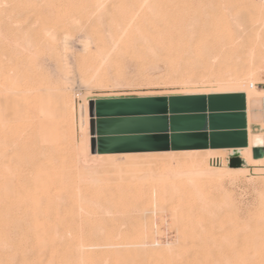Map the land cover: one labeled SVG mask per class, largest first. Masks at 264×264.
I'll return each mask as SVG.
<instances>
[{
	"label": "rangeland",
	"instance_id": "obj_1",
	"mask_svg": "<svg viewBox=\"0 0 264 264\" xmlns=\"http://www.w3.org/2000/svg\"><path fill=\"white\" fill-rule=\"evenodd\" d=\"M11 69L27 73L35 109L19 185L31 217L8 223L0 189V264H264V96L249 106L252 162L237 151L108 164L92 155L89 106L231 86L264 95V0H0L3 86Z\"/></svg>",
	"mask_w": 264,
	"mask_h": 264
},
{
	"label": "water",
	"instance_id": "obj_2",
	"mask_svg": "<svg viewBox=\"0 0 264 264\" xmlns=\"http://www.w3.org/2000/svg\"><path fill=\"white\" fill-rule=\"evenodd\" d=\"M89 106L92 153L249 145L243 92L97 98Z\"/></svg>",
	"mask_w": 264,
	"mask_h": 264
},
{
	"label": "bare ground",
	"instance_id": "obj_3",
	"mask_svg": "<svg viewBox=\"0 0 264 264\" xmlns=\"http://www.w3.org/2000/svg\"><path fill=\"white\" fill-rule=\"evenodd\" d=\"M138 1V0H137ZM145 2V1H144ZM156 2V1H155ZM141 3V2H140ZM143 3V2H142ZM147 3V2H146ZM141 5V4H140ZM146 5H150L149 3L146 4ZM95 6V5H94ZM96 7V6H95ZM114 7V6H113ZM88 8V7H86ZM93 8V7H92ZM107 8V7H106ZM146 8V7H145ZM134 8H132L131 10H133ZM141 9V8H140ZM153 10V9H152ZM88 11V10H87ZM110 11V10H109ZM136 11V10H135ZM94 13V12H93ZM132 13V12H131ZM151 13V12H150ZM99 14V13H98ZM101 14V13H100ZM129 15V14H128ZM153 15V14H152ZM100 17V16H99ZM110 17H107L105 18L108 19ZM112 18V17H111ZM123 18V17H122ZM128 18V17H127ZM195 18V17H194ZM130 19V17H129ZM135 19V18H134ZM200 19V18H199ZM101 19H99L98 22H100ZM115 20V19H114ZM113 20V21H114ZM127 20V19H126ZM149 20V19H148ZM198 20V18L194 20V22ZM112 21V20H111ZM111 21L108 23H111ZM113 21H112V24H113ZM125 20H120L118 21V23L116 22L119 26L115 25V29L118 31L120 29V26H122L121 24H124ZM130 21V20H129ZM137 21V20H136ZM135 21V22H136ZM102 22V21H101ZM198 22V21H197ZM138 23V22H137ZM111 24V25H112ZM130 24V23H129ZM134 24V23H133ZM149 24V23H148ZM100 25V24H99ZM110 25V24H109ZM109 26L112 28V26ZM131 25V24H130ZM138 25V24H137ZM135 24V26H137ZM108 27V26H107ZM108 27V29H109ZM123 27V26H122ZM121 27V28H122ZM125 28V27H124ZM99 29V27H98ZM103 29V28H102ZM101 29V30H102ZM107 29V28H106ZM123 30V29H122ZM135 30V29H134ZM139 30V29H137ZM100 31V30H98ZM110 31H113V30H110ZM125 31V30H124ZM127 31V30H126ZM109 32V31H108ZM123 32V31H122ZM134 32V31H132ZM140 32V31H139ZM110 33V32H109ZM141 33V32H140ZM111 34L113 35V32H111ZM118 34V33H117ZM122 34V33H121ZM130 34V33H129ZM136 34V33H135ZM142 34V33H141ZM140 34V35H141ZM124 35V34H123ZM134 35V33H133ZM105 36V35H104ZM119 36V35H118ZM139 36V34H138ZM137 36V38H138ZM107 37V36H105ZM113 36H111L110 38L112 39ZM117 37V36H115ZM129 37V36H128ZM136 37V36H135ZM134 37V38H135ZM140 37V36H139ZM143 37V35H142ZM120 38V37H119ZM133 38V37H132ZM141 39V38H140ZM139 39V40H140ZM114 40V39H113ZM136 39H134L133 41H135ZM145 43V40L142 39ZM108 41V40H107ZM117 41V40H116ZM115 41V42H116ZM119 41V40H118ZM117 41V42H118ZM138 41V40H137ZM141 41V40H140ZM139 41V42H140ZM149 41V39H148ZM152 41V40H151ZM116 42V43H117ZM115 43V44H116ZM135 43V42H134ZM141 43V42H140ZM151 43V42H149ZM136 44V43H135ZM93 45V44H92ZM145 45V44H144ZM155 45V44H154ZM208 45V44H207ZM114 46V45H112ZM29 48V47H27ZM119 48V46L117 47ZM144 48V47H143ZM142 48V49H143ZM116 49V48H115ZM23 50V49H22ZM101 50V49H100ZM206 50V48H205ZM25 51V50H23ZM110 51V50H109ZM19 52V50H18ZM60 53V52H59ZM100 53H103L102 51ZM108 53V52H107ZM22 55V54H21ZM23 66V65H22ZM2 67V65H1ZM16 68V67H15ZM14 68V69H15ZM2 69V68H1ZM13 69V68H12ZM11 69V70H12ZM4 70V69H3ZM10 70V69H9ZM19 70V69H18ZM23 70V68H22ZM32 70V69H31ZM17 71V70H16ZM21 71V70H19ZM18 71V72H19ZM24 71V70H23ZM9 72V71H8ZM16 74V72H14V70H12V72L10 71L9 72V75L7 77V80L8 82H6L5 80V85L3 86V84L1 83L2 82V79L0 81V135L3 136V138L1 140H3V142L5 143V148L3 150H1L0 152V157H1V191H2V197L4 198V202H3V205H2V208H1V213L2 215L4 216L3 218L6 219V220H9L8 223L10 222V224H12L13 226L14 225H19V224H22L26 221L27 217H28V212H31L29 211V204H30V201H28V203L23 200V198L21 199L20 195H19V185L23 183V181L25 182L26 179H30L31 181V177L30 174L31 173H27V167L29 168V166L31 165V163H29V166H27L28 162L27 161L29 158H28V155H27V149H28V143L27 145L21 140L22 139V135L24 132L22 131V128L24 129L23 125L26 123L27 120H29V114L30 113H33V111L35 110H32L30 112V106H29V100H30V97L27 98V93L25 92V90H23L24 92H22L21 88L24 87V85L22 84L23 80L26 78L27 76V73L26 76L25 74H21L18 73ZM255 71L252 69L250 70L249 74L251 73H254ZM12 74H20L18 75L17 77ZM7 75V74H6ZM1 76V75H0ZM5 76V75H4ZM29 76V75H28ZM6 77V76H5ZM1 78V77H0ZM238 78V77H237ZM241 78V77H240ZM245 78V77H243ZM243 78L242 79H239L241 82V80L243 81ZM237 79V81H238ZM248 78H246L245 80H247ZM28 80V79H26ZM244 80V81H245ZM30 81V76H29V80ZM28 81H26L28 83ZM236 81V80H235ZM233 80V82H235ZM243 81V82H244ZM247 81H250V80H247ZM25 82V84H26ZM222 82V81H221ZM224 82V81H223ZM232 82V81H231ZM242 83V82H241ZM251 83V82H250ZM23 85V87H22ZM233 85V84H232ZM234 85H236L234 83ZM242 85V84H240ZM27 86V84H26ZM25 86V87H26ZM227 86V85H225ZM248 86V85H246ZM24 87V88H25ZM238 87V86H237ZM236 87V88H237ZM232 88V86H231ZM229 87L228 90L227 87L225 88H220V89H224L222 91H216L217 93L218 92H244L247 96V112H248V136H249V145L247 147H237V148H207V149H187V150H165V151H142V152H123V153H93L92 155L94 157H98V159L102 160V161H105V162H109L111 163L112 161H115L117 159H120L124 162L126 161H137L138 163V160L140 161V165L144 164L141 162H145L144 160L146 159H149V160H152L151 158H155V157H166L167 159L168 158H172V159H175V158H181L183 159V161L186 159H190V160H196L194 162H199V164H201L200 162L203 163V160L201 161H198V158L200 159L201 156H203V159L205 160V155L207 156V154H223V153H226V152H237V151H240L242 153V158L244 159V161L246 162H252L254 159H253V146H254V143H255V140H256V135L257 133L254 132L253 130V126L251 125V119H250V114H249V106H250V101L253 97H259V96H264L262 94L259 93V91H257L255 89V87L253 85H249L246 89L244 88V90L241 89V86L240 88L238 89H231ZM26 89V88H25ZM216 92H188L187 94H210V93H216ZM31 95V94H28V96ZM29 99V100H28ZM31 102V101H30ZM34 107V106H33ZM86 108H88V106L86 105ZM88 111V109H86ZM86 111V112H87ZM37 113V112H36ZM35 114V113H33ZM38 114V113H37ZM36 114V115H37ZM88 114V113H87ZM34 117V115H32ZM89 118V117H88ZM33 119V118H32ZM31 119V120H32ZM30 122V121H29ZM28 122V123H29ZM87 122V121H86ZM28 124H26V127H27ZM88 126V125H87ZM32 128V126H31ZM35 129V128H34ZM27 130V129H26ZM30 131V129H29ZM28 131V132H29ZM32 131V130H31ZM23 132V133H22ZM27 133V132H26ZM33 133V132H32ZM38 134V133H37ZM36 134V135H37ZM24 135H26L24 133ZM24 137V136H23ZM25 139V138H24ZM27 139V137H26ZM37 141V140H36ZM28 142V141H27ZM31 142H34V141H31ZM38 142V141H37ZM36 143V142H35ZM32 144V143H31ZM36 145V144H35ZM31 147V146H30ZM37 147V146H36ZM37 149V148H36ZM36 151V150H35ZM30 153V151H29ZM37 153V152H36ZM23 154L25 156H23ZM234 155V154H233ZM25 157L24 159H20L21 157ZM202 159V157H201ZM37 160V159H36ZM179 160V159H178ZM2 161H3V164H2ZM35 161V160H34ZM207 161V160H206ZM116 162V161H115ZM120 162V161H119ZM178 162V161H177ZM180 162V161H179ZM114 163V162H113ZM136 163V164H137ZM150 163V162H149ZM148 163V164H149ZM206 163V162H204ZM138 164V165H139ZM147 164V163H146ZM196 164V163H194ZM115 165V163H114ZM132 165V164H131ZM134 165V164H133ZM111 166V165H110ZM31 169V168H30ZM29 169V170H30ZM233 169V168H232ZM28 170V171H29ZM30 172V171H29ZM32 172V171H31ZM36 173V172H35ZM39 173V172H38ZM38 175V174H37ZM34 176V177H37ZM39 177H41L40 175H38ZM27 181V180H26ZM29 182V180H28ZM33 184V183H32ZM27 187V186H26ZM23 194V193H22ZM43 196V195H42ZM39 198V197H38ZM27 200V199H26ZM42 202V201H41ZM33 203H36V202H33ZM33 203H31L33 205ZM60 206V205H59ZM61 208V207H60ZM33 209V208H32ZM60 211V210H59ZM50 212V211H49ZM61 213V212H60ZM37 214V213H35ZM31 215V214H30ZM29 215V217H31ZM51 215V214H50ZM45 217V214L43 213H38V216H37V219L39 218H44ZM29 219V218H28ZM47 219V218H46ZM59 219V218H58ZM61 220V219H60ZM3 221V220H1ZM7 223V222H6ZM29 221L26 223H24L25 225L28 224ZM58 224V223H57ZM6 225V224H4ZM20 226H23V225H20ZM31 226V225H30ZM12 227V226H11ZM18 227H13L11 230V233L14 234V236H16L15 234H25L24 231L22 233V227L21 230L18 228ZM26 228V226H25ZM24 228V229H25ZM29 228V226H28ZM53 228V227H52ZM30 229V228H29ZM9 230V228H8ZM27 230V229H26ZM25 230V231H26ZM34 230V229H33ZM54 231L56 230L57 232L59 230L57 229H53ZM32 231V230H31ZM55 231V232H56ZM62 231V230H61ZM51 232V231H50ZM56 232V233H57ZM54 233V232H53ZM59 233V232H58ZM55 234V233H54ZM12 235V234H11ZM58 235V234H57ZM143 251V250H142ZM141 251V253H142ZM152 251V250H151ZM149 252V251H148ZM140 253V254H141ZM152 253V252H150ZM144 254V253H143ZM153 254V253H152ZM133 255V254H132ZM137 256V255H136ZM138 256H139V253H138ZM145 255H143L144 257ZM150 256V255H149ZM154 257V255H153ZM162 257V256H161ZM146 258V257H145ZM151 258V257H150ZM152 259V258H151ZM156 259V258H155ZM160 259V258H159ZM142 260H145L142 258ZM162 260V259H161ZM148 261V260H147ZM160 261V260H159ZM140 262V261H139ZM153 262V261H152ZM162 262V261H160ZM141 263V262H140ZM139 263V264H140ZM144 263V262H143ZM146 263V262H145ZM151 263V262H150ZM155 263V262H154ZM156 263H159V262H156Z\"/></svg>",
	"mask_w": 264,
	"mask_h": 264
},
{
	"label": "built area",
	"instance_id": "obj_4",
	"mask_svg": "<svg viewBox=\"0 0 264 264\" xmlns=\"http://www.w3.org/2000/svg\"><path fill=\"white\" fill-rule=\"evenodd\" d=\"M213 164H218L219 160L217 158L212 160Z\"/></svg>",
	"mask_w": 264,
	"mask_h": 264
}]
</instances>
